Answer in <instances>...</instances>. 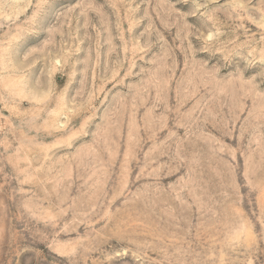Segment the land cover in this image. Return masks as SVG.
Listing matches in <instances>:
<instances>
[{
    "label": "rangeland",
    "instance_id": "374dc122",
    "mask_svg": "<svg viewBox=\"0 0 264 264\" xmlns=\"http://www.w3.org/2000/svg\"><path fill=\"white\" fill-rule=\"evenodd\" d=\"M0 264H264V0H0Z\"/></svg>",
    "mask_w": 264,
    "mask_h": 264
}]
</instances>
